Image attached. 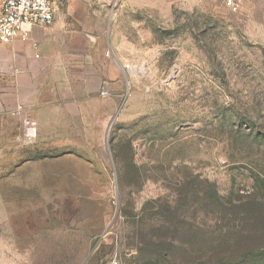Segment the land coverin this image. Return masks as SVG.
Here are the masks:
<instances>
[{"label": "rangeland", "instance_id": "374dc122", "mask_svg": "<svg viewBox=\"0 0 264 264\" xmlns=\"http://www.w3.org/2000/svg\"><path fill=\"white\" fill-rule=\"evenodd\" d=\"M120 1H107L110 26L130 68L104 130L40 149L12 112L13 131L0 121V264H159L174 203L193 255L221 243L234 218H216L193 189L212 184L224 204L264 193V0H236L235 11L224 0H147L137 12Z\"/></svg>", "mask_w": 264, "mask_h": 264}, {"label": "crops", "instance_id": "0c3cea01", "mask_svg": "<svg viewBox=\"0 0 264 264\" xmlns=\"http://www.w3.org/2000/svg\"><path fill=\"white\" fill-rule=\"evenodd\" d=\"M107 1L58 0L50 28L35 27L26 40L0 44L2 125L16 124L17 117L4 114L20 107L36 124L40 149H58L104 130L114 117L116 80L130 68L129 57L116 47L119 34L110 26L115 7ZM147 3L121 0L120 8L137 12Z\"/></svg>", "mask_w": 264, "mask_h": 264}, {"label": "trees", "instance_id": "16d2710c", "mask_svg": "<svg viewBox=\"0 0 264 264\" xmlns=\"http://www.w3.org/2000/svg\"><path fill=\"white\" fill-rule=\"evenodd\" d=\"M259 181L264 185V180L259 179ZM191 196L210 209L209 213L216 218L224 221L226 213L234 218L222 226L225 232L221 229L222 232L219 233L223 238L216 239L218 236L214 238L216 241H222L221 243L213 244L210 240L205 246L207 248L194 251L193 255H190L187 253L188 249H184L179 243V238L183 235V225L187 224L186 218L178 214V206L174 203V234L168 237L167 242L164 240L161 242V237L155 243L159 248L154 256L160 261L159 264L167 263L171 251H174V264H264V193L256 191L238 198L235 203L228 201L224 204L215 186L207 184V189H193ZM197 210L194 208L193 212L196 213ZM192 226L196 230L202 227L198 222ZM237 237L240 239H235ZM230 240L236 245L243 241L245 247L242 251H235ZM201 244L204 242L201 241ZM163 245L169 249L162 250ZM177 252L188 254L190 258L177 257Z\"/></svg>", "mask_w": 264, "mask_h": 264}, {"label": "built area", "instance_id": "2783aa9c", "mask_svg": "<svg viewBox=\"0 0 264 264\" xmlns=\"http://www.w3.org/2000/svg\"><path fill=\"white\" fill-rule=\"evenodd\" d=\"M58 0H0V44H9L14 40H26L32 28H50L55 22ZM225 5L235 11L236 0H224ZM12 116L20 122V134L23 139L36 138V124L20 107ZM106 264H117L115 259Z\"/></svg>", "mask_w": 264, "mask_h": 264}]
</instances>
